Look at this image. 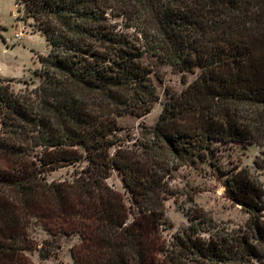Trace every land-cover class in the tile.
I'll return each mask as SVG.
<instances>
[{
    "label": "trees",
    "instance_id": "trees-1",
    "mask_svg": "<svg viewBox=\"0 0 264 264\" xmlns=\"http://www.w3.org/2000/svg\"><path fill=\"white\" fill-rule=\"evenodd\" d=\"M20 1L50 49L38 54L37 87L0 80V264H34L28 252L46 260L72 235L75 264H264V0ZM148 56L186 86L127 145L118 118L145 116L158 99ZM230 143L260 149L253 168L216 167L246 221L216 222L189 199L188 224L164 238L174 174L215 165ZM82 160L72 181L46 180ZM112 170L126 196L106 183ZM35 226L50 236L42 245Z\"/></svg>",
    "mask_w": 264,
    "mask_h": 264
},
{
    "label": "rangeland",
    "instance_id": "rangeland-1",
    "mask_svg": "<svg viewBox=\"0 0 264 264\" xmlns=\"http://www.w3.org/2000/svg\"><path fill=\"white\" fill-rule=\"evenodd\" d=\"M23 10L20 0H0V80L15 92L31 90L40 84L41 77L37 72L40 68L38 54L46 55L50 49L44 35L35 27L33 19L26 17ZM16 35L20 38H16ZM144 62L152 69L150 79L158 99L150 113L145 116L123 115L118 118L123 129L116 134V138L127 145L143 140L151 131L158 120L167 93H180L186 86L181 80V74L170 66L160 64L149 56ZM197 73L198 70L195 73H186L187 83H191ZM259 151V147L253 144L230 143L220 146L213 159L215 165L190 161L187 166L178 170L169 184L173 196L165 202V222L161 228L164 238L170 239L188 224L184 211L191 206L189 199L208 212L216 222H225L230 227L243 224L247 214L240 205L234 204L223 195L224 176L216 167L223 171L234 166L253 168ZM86 165L85 160L65 165L47 173L45 178L48 182L72 181ZM261 180L264 182V176ZM106 183L126 196L120 176L115 170L110 172ZM30 235L39 245L50 239L40 226L32 227ZM78 240L76 235L58 236L53 241L52 248H49L54 253L46 260L40 259L37 252H28L26 255L34 264H75L71 247Z\"/></svg>",
    "mask_w": 264,
    "mask_h": 264
},
{
    "label": "built area",
    "instance_id": "built-area-1",
    "mask_svg": "<svg viewBox=\"0 0 264 264\" xmlns=\"http://www.w3.org/2000/svg\"><path fill=\"white\" fill-rule=\"evenodd\" d=\"M16 38H18V39H19V38H20V37H19V35H16Z\"/></svg>",
    "mask_w": 264,
    "mask_h": 264
},
{
    "label": "crops",
    "instance_id": "crops-1",
    "mask_svg": "<svg viewBox=\"0 0 264 264\" xmlns=\"http://www.w3.org/2000/svg\"><path fill=\"white\" fill-rule=\"evenodd\" d=\"M5 78H11V77H5Z\"/></svg>",
    "mask_w": 264,
    "mask_h": 264
}]
</instances>
